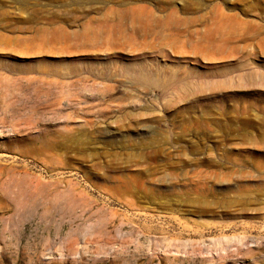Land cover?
<instances>
[{
	"label": "rangeland",
	"instance_id": "374dc122",
	"mask_svg": "<svg viewBox=\"0 0 264 264\" xmlns=\"http://www.w3.org/2000/svg\"><path fill=\"white\" fill-rule=\"evenodd\" d=\"M0 264H264V0H0Z\"/></svg>",
	"mask_w": 264,
	"mask_h": 264
},
{
	"label": "bare ground",
	"instance_id": "6f19581e",
	"mask_svg": "<svg viewBox=\"0 0 264 264\" xmlns=\"http://www.w3.org/2000/svg\"><path fill=\"white\" fill-rule=\"evenodd\" d=\"M137 73V72H136ZM140 74H142V73H139V75ZM137 76V75H136ZM135 77V76H134ZM253 77H254V74H253ZM139 78V77H138ZM135 79V78H134ZM136 81H137V79H135ZM137 83V82H136ZM69 132V131H68ZM68 134V133H67ZM71 134V133H70ZM69 134V135H70ZM55 135H57V136H59L60 138H61V140L62 141H65V140H67V139H69L70 137H69V135H65V134H61V133H55ZM53 136V135H52ZM71 136V135H70ZM54 138H55V136H54ZM77 141V140H76ZM57 142V141H56ZM80 142V141H79ZM55 144H57V143H55ZM52 145V144H51ZM22 182V181H21ZM43 186V185H42ZM35 188L37 189V191L38 192H40L41 194H46V190L45 189H43V188H40L39 187V185H37V186H35ZM4 198L5 199H7V195H4ZM196 202V201H195ZM210 229V228H209ZM213 230V229H212ZM211 230V231H212ZM210 231V232H211ZM208 235H209V233H208ZM190 236V235H189ZM198 236V235H197ZM203 238V237H202ZM193 242V241H192ZM195 242V241H194ZM203 245H199V244H195L194 246L192 245V246H190L191 247V250L190 251H192V253L193 254H195V255H198V256H201V257H199V259H196V260H199V261H201V262H213L214 260H216L215 259V257L214 256H212V257H208V256H205L204 254H207L208 253V248L207 247H205L204 248V246L202 247ZM178 247V246H177ZM188 247V246H187ZM180 248H181V246H180ZM175 249V248H174ZM168 251H171V250H168ZM173 251V250H172ZM185 251H187V250H185ZM184 251V252H185ZM247 251V250H246ZM248 252V251H247ZM176 253V252H175ZM186 253V252H185ZM188 253V252H187ZM237 253H240V251L239 250H237ZM173 254V253H172ZM184 254V253H183ZM187 255V254H186ZM174 256V255H173ZM185 256V255H184ZM188 256V255H187ZM175 257V256H174ZM186 259V258H185ZM188 259V258H187ZM165 260H168V258L166 259V257H165ZM175 260V259H174ZM178 260H179V258H178ZM195 260V261H196ZM164 261V260H163ZM187 261V260H186Z\"/></svg>",
	"mask_w": 264,
	"mask_h": 264
}]
</instances>
